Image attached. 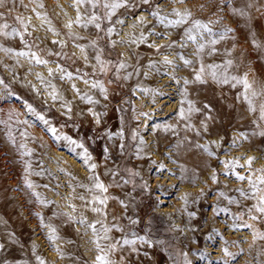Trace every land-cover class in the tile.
Listing matches in <instances>:
<instances>
[{
	"label": "rangeland",
	"instance_id": "rangeland-1",
	"mask_svg": "<svg viewBox=\"0 0 264 264\" xmlns=\"http://www.w3.org/2000/svg\"><path fill=\"white\" fill-rule=\"evenodd\" d=\"M113 2L0 5V264H264V0Z\"/></svg>",
	"mask_w": 264,
	"mask_h": 264
},
{
	"label": "snow or ice",
	"instance_id": "snow-or-ice-1",
	"mask_svg": "<svg viewBox=\"0 0 264 264\" xmlns=\"http://www.w3.org/2000/svg\"><path fill=\"white\" fill-rule=\"evenodd\" d=\"M147 2H148V0H144V3H147ZM181 2H183V0H181ZM3 3H4V0H0V5H2ZM75 3H76L77 5H80V4H82V3H90V4L92 5V7L95 8V7H96V4H97V0H75ZM42 6H43V5H41V7H42ZM124 6H125L124 3L119 2V0H115V2L110 3V4H109V3H104V5H103L104 8H106V9H110V11L107 13L108 16L113 15L114 12H115V10H116L117 8L124 7ZM174 14H175L176 16L181 17V19H180V20H176V21H169V24H172V25H178V24L182 23V22L186 19V16H187V15H189V14H187V13H180V12H175ZM80 19H81V17H80L79 12H78L76 22L79 23ZM97 19H98V17L95 16V15H93V16L90 18L89 23H94ZM121 22H122V21H121ZM162 22H163V21H162ZM69 26H70V25H69ZM95 26H96L97 28L100 27V25H99L98 23H96ZM5 27H7V25H5ZM195 27H196V28H201V27H203L206 31H209V34H211L210 29L207 28V25H201L199 21H196V22H195ZM228 31H231V29H228ZM186 35L188 36V39H189V40L195 42L196 37H195L194 35H192L191 30H188V31L186 32ZM222 36H223V34H221V37H222ZM211 43H212V44H215L216 41L213 40ZM202 50H203V45H200L199 48H198V52H199V51H202ZM81 51H83V49H81ZM19 55H24V53H19ZM99 59H100V58L97 57V60H98V61H99ZM180 59L184 60L185 65H188V64L191 63V61L186 60V59H185L184 57H182V56L180 57ZM37 63H46V62H45V61H41V60H39V59L37 58ZM165 63H169V64H170L171 61H169L168 58L165 57ZM229 63H231V62H229ZM120 67L123 68L124 65L121 64ZM214 67H216V66H212V65L209 66V68H214ZM203 72H204V68L201 67V69H200V73H203ZM212 76H213V78H215V72H214V71L212 72ZM196 80L202 82V78H201V75H200L199 73L196 75ZM239 82L242 83V84L244 85V88H245V96H244V99H245V101L248 103L249 110H250V111H255V110H256V109H255V106L253 105L252 100L249 99V97H248V95H247V91L251 88V85L248 83L246 77L243 78L242 80H240ZM185 83H188V82L185 81ZM93 87H96V85L94 84ZM102 91H103V89H102ZM252 95L255 96L256 93L253 92ZM206 107H207V106H206ZM260 113H261V119H264V104H261V106H260ZM181 115H183V111H181ZM40 119L43 120V117H40ZM45 123H47V121H45ZM51 131H52L54 134H55V132H56L55 129H51ZM260 135H264V132H261ZM63 139L67 140L69 143L75 144V141H72V140H71L69 137H67V136L63 137ZM77 147L83 148V145L80 144V145H77ZM207 150H208V149L205 148V151H207ZM27 154H30V153H27ZM85 157H86L87 159H90V158H91V157H89V156L87 155L86 150H85ZM251 161H252V158H249L248 161H247V163L249 164V166L251 165ZM231 163H232L233 165L236 164L235 161H233V162H231ZM225 166L228 167L227 164H226ZM91 168L94 170V169H95V165H94V164L91 165ZM236 178H237L238 180H241V181H243V180L246 179V177L241 176V175H238V174H237ZM213 179H215V177H213ZM247 179H248V182H249L250 187H252L253 189H255V191L253 192V196L255 197V196H257V195L259 194V196H258V205H257V207H256V211H258V212L264 214V190H261V189H259V188L257 187V184H264V176L259 177L258 180H256V181H253L251 177H248ZM29 187H31V185H29ZM94 188L97 189V190H99V192L102 193V194H103V193H106L107 190H108L107 187H106L104 184H102L101 182H99V179H98V178H94ZM81 199H84V198L81 197ZM107 200H108V197H107V196L94 197L92 203H98V204H100V205H105V206H106V204H107ZM92 211H93V212H97V213H102V212H103V210H102L101 208H98V207L93 208ZM251 218H252V219H257V217H255V216H252ZM80 223L84 224V223H86V220H83V219H82V220L80 221ZM89 227H91L92 230H93V233L96 234V225H95V224H91V225H89ZM102 227H103V226H102ZM249 227H250V226H249ZM109 231H110V229H109L108 227H103L104 235H103L102 239H108V238H109V237L107 236V233H108ZM141 239H142V238H141ZM96 243H97V248H100V244H99V242L97 241ZM123 243H124V244H134L135 242H134V241H129V240H124ZM115 247H116V244H112V245L110 246L111 249H115ZM100 250H101V252L104 251L103 249H100ZM225 254H226V255L229 254V253H227V250H225ZM96 260L98 261V264H112V262L107 258V255H106V254H102V255L97 256V257H96ZM41 264H43V262H41Z\"/></svg>",
	"mask_w": 264,
	"mask_h": 264
},
{
	"label": "bare ground",
	"instance_id": "bare-ground-1",
	"mask_svg": "<svg viewBox=\"0 0 264 264\" xmlns=\"http://www.w3.org/2000/svg\"><path fill=\"white\" fill-rule=\"evenodd\" d=\"M231 1V0H230ZM225 3H227L226 1H225ZM174 4V3H173ZM177 4V3H176ZM178 5V4H177ZM192 5V4H191ZM200 6V5H199ZM172 7V6H171ZM186 7V6H185ZM201 7V6H200ZM202 8V7H201ZM228 8V7H227ZM227 8H226V10H227ZM198 9V8H197ZM182 10V9H181ZM184 10V9H183ZM232 10H233V8H232ZM197 11V10H196ZM224 11H225V9H224ZM195 12V11H194ZM194 12H193V14H194ZM228 13V12H227ZM224 17H225V14L223 15ZM70 18H71V16H70ZM225 19V18H224ZM230 19V18H229ZM70 20V19H69ZM231 22V21H230ZM229 23V22H228ZM143 24V23H142ZM235 24V23H234ZM227 25V24H226ZM229 25V24H228ZM231 25V24H230ZM238 25V24H237ZM235 26V25H234ZM229 27V26H228ZM240 27V26H239ZM232 28V27H231ZM230 28V29H231ZM146 30V29H145ZM232 30H234V29H232ZM236 30H238V27H237V29ZM142 31H143V29H142ZM242 35V34H241ZM233 39V38H232ZM242 39V38H241ZM170 42V41H169ZM238 42V41H237ZM243 42V41H242ZM241 44V43H240ZM240 44H238V45H240ZM225 45V44H224ZM164 46V45H163ZM165 48V47H164ZM162 49V48H161ZM237 50V49H236ZM163 51V50H162ZM159 53V52H158ZM162 54H164L163 52H162ZM165 57H167V56H165ZM164 57V58H165ZM167 58H169V56L167 57ZM140 60V59H139ZM170 60V59H169ZM48 66V65H47ZM56 67V66H55ZM202 67V66H201ZM57 69V68H56ZM50 70V69H49ZM57 70H59V69H57ZM228 70V69H227ZM198 71H200V70H198ZM197 71V72H198ZM207 71V70H206ZM255 72V71H254ZM199 73V72H198ZM252 74L251 75H253V74H255V73H253V72H251ZM201 74V73H200ZM204 74H205V72H204ZM196 75H197V73H196ZM201 76H203V75H201ZM231 76V75H230ZM248 76V75H247ZM249 78V77H248ZM252 78V77H251ZM250 79V78H249ZM252 80V79H251ZM252 82V81H251ZM213 83V82H212ZM250 84V83H249ZM231 90V89H230ZM236 92V91H235ZM263 162V161H262ZM261 163V162H260ZM257 164V163H256ZM262 164V163H261ZM247 165V164H246ZM245 165V166H246ZM263 165V164H262ZM251 166V165H250ZM264 166V165H263ZM250 169H251V167H250ZM243 170V169H242ZM244 170H246V169H244ZM243 170V171H244ZM251 171H253V170H251ZM245 172V171H244ZM242 173V172H241ZM248 174V173H247ZM256 174V173H255ZM244 175V174H243ZM248 176H249V174H248ZM246 177V176H245ZM251 177V176H250ZM264 185V184H263ZM262 188V187H261ZM256 216V215H255ZM252 223V222H251ZM248 226V225H247ZM253 236V235H252ZM248 239V238H247ZM245 240V239H244ZM247 241V240H246ZM249 241L250 242H252V238H250L249 239ZM255 242H257V241H255ZM253 243V242H252ZM251 244V243H250ZM248 245V244H247Z\"/></svg>",
	"mask_w": 264,
	"mask_h": 264
}]
</instances>
